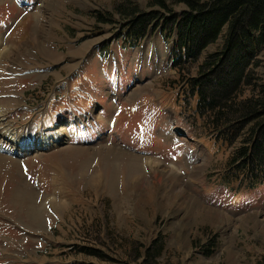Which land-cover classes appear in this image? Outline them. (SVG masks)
<instances>
[{
    "label": "rangeland",
    "instance_id": "374dc122",
    "mask_svg": "<svg viewBox=\"0 0 264 264\" xmlns=\"http://www.w3.org/2000/svg\"><path fill=\"white\" fill-rule=\"evenodd\" d=\"M23 1L0 0V133L58 143L18 156L0 138V264H142L157 243L160 264H264V185L223 183L242 136L216 144L191 91L222 38L179 75L177 29L119 35L125 8L164 22L184 3ZM253 68L264 81V46Z\"/></svg>",
    "mask_w": 264,
    "mask_h": 264
},
{
    "label": "trees",
    "instance_id": "16d2710c",
    "mask_svg": "<svg viewBox=\"0 0 264 264\" xmlns=\"http://www.w3.org/2000/svg\"><path fill=\"white\" fill-rule=\"evenodd\" d=\"M188 10L179 16L156 12L136 15V8H125L129 21L119 36L124 47H137L141 41L162 28L164 39L177 29L169 61L178 74L190 58L222 38L219 51L200 66L201 78L190 79L197 98L196 113L215 134L216 144H233L242 136V146L229 158L222 175L224 184L236 191H253L264 185V81L254 77L253 62L264 46V0H176ZM166 12H172L166 0H151ZM101 15L100 22H108ZM206 71V72H204ZM214 143V144H215ZM242 177V178H240ZM164 244L157 243L147 251L142 264H160Z\"/></svg>",
    "mask_w": 264,
    "mask_h": 264
},
{
    "label": "bare ground",
    "instance_id": "6f19581e",
    "mask_svg": "<svg viewBox=\"0 0 264 264\" xmlns=\"http://www.w3.org/2000/svg\"><path fill=\"white\" fill-rule=\"evenodd\" d=\"M0 138H8L10 139L12 146L14 148L11 149L12 152L18 153V155L22 156L25 154V149L27 148L28 150L30 148V143L32 142V139H27V138H18V136H11V137H6L5 135H3L2 133H0ZM36 144L38 146L39 149H47L48 147H51L53 144H55V137L54 136H47L41 139L40 138H36L35 139ZM36 148V147H34ZM18 149V150H17ZM17 150V151H16ZM24 152V154H23Z\"/></svg>",
    "mask_w": 264,
    "mask_h": 264
}]
</instances>
